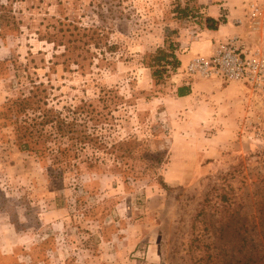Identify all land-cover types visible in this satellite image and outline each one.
<instances>
[{
  "label": "rangeland",
  "instance_id": "obj_1",
  "mask_svg": "<svg viewBox=\"0 0 264 264\" xmlns=\"http://www.w3.org/2000/svg\"><path fill=\"white\" fill-rule=\"evenodd\" d=\"M249 1L0 0V110L19 74L72 104L111 90L118 130L162 159L136 179L83 169L61 183L0 128V264H242L244 223L253 248L264 242V92L180 97L203 79L180 64L158 81L148 67L195 41L206 9L229 4L227 24ZM247 23L237 36L264 52V18Z\"/></svg>",
  "mask_w": 264,
  "mask_h": 264
},
{
  "label": "trees",
  "instance_id": "obj_2",
  "mask_svg": "<svg viewBox=\"0 0 264 264\" xmlns=\"http://www.w3.org/2000/svg\"><path fill=\"white\" fill-rule=\"evenodd\" d=\"M182 16L188 17V14L183 11ZM0 18L3 23L5 16ZM225 23V19L207 16L203 27L216 31ZM176 51L170 44L151 56L148 67L156 80L168 69L176 70L180 66ZM19 75L22 88L0 110V128L10 127L14 144L20 151L35 154L46 162L50 177L64 183L70 178L78 179L83 169L107 168L127 181L151 173L162 163L160 157H154L144 148L145 143L137 136L123 135L118 130L114 91H103L96 98L72 104L57 99L45 83L29 77L23 80ZM189 93L180 89L178 96ZM242 227L238 245L233 247H238L242 264H264V242L253 248L251 236H247V224ZM219 255L216 254L217 258Z\"/></svg>",
  "mask_w": 264,
  "mask_h": 264
},
{
  "label": "built area",
  "instance_id": "obj_3",
  "mask_svg": "<svg viewBox=\"0 0 264 264\" xmlns=\"http://www.w3.org/2000/svg\"><path fill=\"white\" fill-rule=\"evenodd\" d=\"M264 18V0L248 2L246 19L252 30L261 26ZM240 20L237 24H241ZM182 73L189 79L220 80L227 84H242L257 92H264V52L252 48L238 36L228 38L218 45L210 57L195 56Z\"/></svg>",
  "mask_w": 264,
  "mask_h": 264
},
{
  "label": "crops",
  "instance_id": "obj_4",
  "mask_svg": "<svg viewBox=\"0 0 264 264\" xmlns=\"http://www.w3.org/2000/svg\"><path fill=\"white\" fill-rule=\"evenodd\" d=\"M227 7H229V4L226 3L216 8L206 9V12L208 13L206 16L218 19V17L222 16L223 9H226ZM245 7L246 6L242 4L240 9L233 13V16L228 15V23L221 25L218 30H201V33L198 35L199 37L196 38L195 41H187V44H184L186 49H180V51L177 53L181 64L185 66L193 57H195V55H212L217 49L218 44L222 41H226L228 38L237 35L240 36L245 34L249 30V25L246 19L247 11ZM231 12L232 10H230V13ZM235 20H240L242 23L237 24ZM235 86L238 85H225V83L220 80H196L190 86L185 84V86H183L181 89L189 91V95L196 94L203 90L212 96L214 95V98L222 96L228 97L229 102H231L235 99V97H238V93L241 90L238 89L239 87Z\"/></svg>",
  "mask_w": 264,
  "mask_h": 264
}]
</instances>
